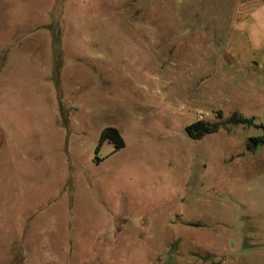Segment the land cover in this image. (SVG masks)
<instances>
[{
    "label": "rangeland",
    "instance_id": "obj_1",
    "mask_svg": "<svg viewBox=\"0 0 264 264\" xmlns=\"http://www.w3.org/2000/svg\"><path fill=\"white\" fill-rule=\"evenodd\" d=\"M263 3L0 0V264H264Z\"/></svg>",
    "mask_w": 264,
    "mask_h": 264
},
{
    "label": "crops",
    "instance_id": "obj_2",
    "mask_svg": "<svg viewBox=\"0 0 264 264\" xmlns=\"http://www.w3.org/2000/svg\"><path fill=\"white\" fill-rule=\"evenodd\" d=\"M232 28L234 30H239L243 32L244 34L248 35V46L246 44H239L238 41H234L235 44H237L238 47L235 48L236 52L226 51L225 53H231L233 57H236L237 54L241 56V53H244L240 50L243 46L246 48L250 47L251 51L247 52V55L249 57H246L241 62H245L247 64L249 58H251V61L254 62V65H258L261 67L263 73H264V3L261 6H258L256 10L251 12L247 15H242L234 20V23L232 25ZM241 41V40H239ZM239 48V50H238ZM245 48V49H246ZM249 49V48H248ZM240 51V52H239ZM259 57V59H253L254 57ZM243 57V56H241ZM239 61V60H238ZM227 61H225V64L222 65L220 68L221 71L226 75L227 73H230L229 71L232 70V67L227 65ZM244 64V66L246 65ZM263 187V185H262ZM243 195L247 196L249 195V189L244 188ZM241 191V190H240ZM241 194V193H240ZM242 200V198H241ZM246 200V199H245Z\"/></svg>",
    "mask_w": 264,
    "mask_h": 264
},
{
    "label": "trees",
    "instance_id": "obj_3",
    "mask_svg": "<svg viewBox=\"0 0 264 264\" xmlns=\"http://www.w3.org/2000/svg\"><path fill=\"white\" fill-rule=\"evenodd\" d=\"M228 123L229 125H238V124H243L246 126L258 125L255 122L254 116L252 117L243 116L239 114L237 111H235L231 113V115L226 121V124H224V122L221 121L212 123V122H207L203 119H199L197 121L188 124L185 129L191 138L201 139L206 134L217 132L221 128L229 127ZM105 141L113 142L116 149H120L125 146V140L120 130L115 126H107L103 129L99 139V143L96 148L97 152L100 151L101 146ZM263 143H264V135L251 137L248 142V148L253 149ZM96 160L99 161L102 160V158H100V156L97 155Z\"/></svg>",
    "mask_w": 264,
    "mask_h": 264
}]
</instances>
